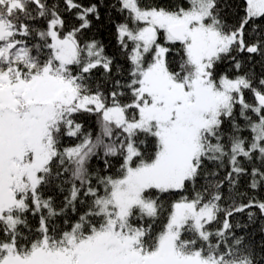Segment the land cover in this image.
Here are the masks:
<instances>
[{
    "label": "snow or ice",
    "instance_id": "obj_1",
    "mask_svg": "<svg viewBox=\"0 0 264 264\" xmlns=\"http://www.w3.org/2000/svg\"><path fill=\"white\" fill-rule=\"evenodd\" d=\"M0 264H264V0H0Z\"/></svg>",
    "mask_w": 264,
    "mask_h": 264
}]
</instances>
